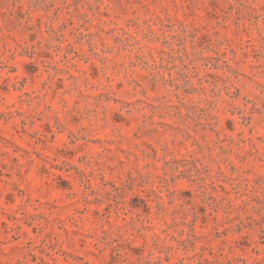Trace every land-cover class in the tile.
I'll return each mask as SVG.
<instances>
[{
  "label": "rangeland",
  "instance_id": "1",
  "mask_svg": "<svg viewBox=\"0 0 264 264\" xmlns=\"http://www.w3.org/2000/svg\"><path fill=\"white\" fill-rule=\"evenodd\" d=\"M0 264H264V0H0Z\"/></svg>",
  "mask_w": 264,
  "mask_h": 264
}]
</instances>
